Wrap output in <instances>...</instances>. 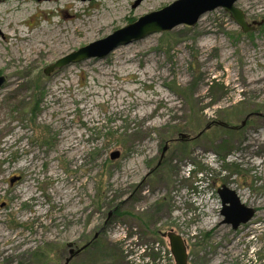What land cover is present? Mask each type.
<instances>
[{
	"label": "rangeland",
	"instance_id": "1",
	"mask_svg": "<svg viewBox=\"0 0 264 264\" xmlns=\"http://www.w3.org/2000/svg\"><path fill=\"white\" fill-rule=\"evenodd\" d=\"M175 1L0 0V264H64L94 235L70 264H174L171 231L188 264H264V0L235 3L246 33L218 8L44 73ZM222 185L254 210L236 230Z\"/></svg>",
	"mask_w": 264,
	"mask_h": 264
},
{
	"label": "water",
	"instance_id": "2",
	"mask_svg": "<svg viewBox=\"0 0 264 264\" xmlns=\"http://www.w3.org/2000/svg\"><path fill=\"white\" fill-rule=\"evenodd\" d=\"M237 1L238 0H177L158 11L151 12L138 18L134 23L114 31L104 39L90 43L62 59H59L53 65L47 67L44 73L48 75L54 68L60 69L68 64L77 63L90 58L99 60L104 59L120 46L128 45L152 34L170 31L179 25L192 27L202 15L218 8L228 13L234 23L240 27L242 32H249L254 29L256 23H252L251 26L247 22L245 14L235 6ZM5 81L6 79L0 76V90ZM163 151H165V149ZM118 156V152L111 154L112 159ZM18 180L19 177L14 176L9 180V183L13 184ZM217 194L221 201V215L224 217L223 224L229 225L233 230H236L240 225L248 223L253 218L254 210L242 205L234 191L222 185L218 188ZM162 236L166 237L168 240L174 264H188L187 248L184 240L172 231L164 233ZM81 250L82 249L78 251ZM73 252L72 249L69 251V256L66 258L64 264H69L74 256Z\"/></svg>",
	"mask_w": 264,
	"mask_h": 264
},
{
	"label": "flooded vegetation",
	"instance_id": "3",
	"mask_svg": "<svg viewBox=\"0 0 264 264\" xmlns=\"http://www.w3.org/2000/svg\"><path fill=\"white\" fill-rule=\"evenodd\" d=\"M255 28H256V26H255ZM254 28V29H255ZM98 237H99V235H94L93 237H92V239L89 241V242H87L85 245H83L82 247H80V248H78V247H74V249H72L74 252V256L72 257V259L70 260V262H69V264L75 259V258H77V257H79L84 251H86V250H95L96 248H97V245L95 244V242H96V240L98 239ZM80 249H82L81 251H78V250H80ZM148 250V252H149V249H147ZM68 256H69V251H68ZM150 255L148 254V259H150V264H153V262H154V256H153V254L149 257ZM92 264V263H91Z\"/></svg>",
	"mask_w": 264,
	"mask_h": 264
},
{
	"label": "bare ground",
	"instance_id": "4",
	"mask_svg": "<svg viewBox=\"0 0 264 264\" xmlns=\"http://www.w3.org/2000/svg\"><path fill=\"white\" fill-rule=\"evenodd\" d=\"M48 34V33H47ZM29 37V36H28ZM75 37H76V35H75ZM75 37L74 36H68V37H66L65 38V40H66V43H68V44H72V43H74L75 42ZM11 37H8V40L10 39ZM16 38L20 41V42H27V37L26 36H18V35H16ZM14 39H15V37H14ZM41 39V38H40ZM40 41V40H39ZM46 39L45 40H43V41H40V42H38V44H39V46L40 47H35L34 48V50H38L39 52H41V53H44V54H47V53H49V50H45V48L44 47H42V45L43 46H45L46 45ZM38 52V53H39ZM40 53V54H41ZM126 62V61H125ZM259 79V78H258ZM263 80V79H262ZM255 81H257V80H255ZM257 83V82H256ZM161 100V99H160ZM168 103V102H167Z\"/></svg>",
	"mask_w": 264,
	"mask_h": 264
},
{
	"label": "trees",
	"instance_id": "5",
	"mask_svg": "<svg viewBox=\"0 0 264 264\" xmlns=\"http://www.w3.org/2000/svg\"><path fill=\"white\" fill-rule=\"evenodd\" d=\"M263 21H264V19H263Z\"/></svg>",
	"mask_w": 264,
	"mask_h": 264
}]
</instances>
